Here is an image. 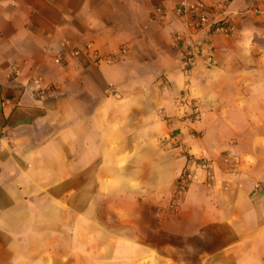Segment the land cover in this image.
<instances>
[{
  "label": "crops",
  "instance_id": "crops-1",
  "mask_svg": "<svg viewBox=\"0 0 264 264\" xmlns=\"http://www.w3.org/2000/svg\"><path fill=\"white\" fill-rule=\"evenodd\" d=\"M183 1L215 0H0V264H86L85 238L106 253L90 264H171L150 236L198 264H264V0H223L235 31L189 73L174 44ZM90 43L127 52L98 64L77 54ZM109 217L125 241L94 222Z\"/></svg>",
  "mask_w": 264,
  "mask_h": 264
},
{
  "label": "built area",
  "instance_id": "built-area-1",
  "mask_svg": "<svg viewBox=\"0 0 264 264\" xmlns=\"http://www.w3.org/2000/svg\"><path fill=\"white\" fill-rule=\"evenodd\" d=\"M175 15L183 24V30L174 35V44L180 52L181 68L185 73H189L197 61L210 66L214 64L215 59V35L229 37L235 31L234 17L238 14L231 10L223 0H215L212 4L206 1L187 2L183 1L174 9ZM156 15L160 22H165L168 18V9L166 6H158ZM1 34V31H0ZM127 49L124 47L118 53H101L92 43L87 44L83 49L77 51L78 55L93 56L96 63L114 64L126 55ZM63 59H56L57 64H62ZM20 68L12 66L10 77L20 76ZM30 89L37 96H45L50 87L44 86L40 79H33L29 83ZM181 101V100H180ZM194 118H200V108L194 109ZM169 143L168 139L164 140ZM199 167L210 170L211 162L206 159L198 162ZM192 171H188L184 177V183L180 186L179 195L187 191V182L194 178Z\"/></svg>",
  "mask_w": 264,
  "mask_h": 264
},
{
  "label": "rangeland",
  "instance_id": "rangeland-1",
  "mask_svg": "<svg viewBox=\"0 0 264 264\" xmlns=\"http://www.w3.org/2000/svg\"><path fill=\"white\" fill-rule=\"evenodd\" d=\"M190 136L195 138V139L197 138V134L195 132L191 133ZM165 139H167L166 136L161 138V140H160L161 141L160 146L163 149H165V151L175 149V148H178L180 146V144H177V143L176 144L175 143L170 144V142L167 143L164 141ZM207 161H209V160H207ZM202 169H204V168H202ZM205 170H207V169H205ZM211 170H212V167L210 168V170H207V171L211 172ZM180 195H182V194H180ZM180 195L178 192V194L176 196L179 197ZM99 214L101 216H103V215H106L107 212L101 208V211ZM94 222H97V224H99L100 227H102L104 230H106L108 233H110L111 237L116 238L117 241H119V240L125 241V240H123L126 238V236H125L126 226L124 224V221H120L119 219H114V218L109 217V219L108 218H102V219L94 221ZM91 224H92V221H87V220L85 221V228L87 231L95 229V226L91 225ZM149 239L150 240H148V243H150V245H153L154 247L158 246L160 248H164V250H165L164 254L166 255V257H165L166 262L173 264V262L170 260V259H172V260H181V261H191L194 264H198L201 261L200 253L188 252L186 250L180 251L181 243L175 239H172L171 237L170 238H166V237L162 238L161 236H150ZM85 244H86V251L84 254H85L86 264H90L89 262H90V259H92V258L98 260V258L101 259L103 256H105L102 254H106V253H99V252L94 253V251L92 250V247L96 244L98 245V242H95L94 244H92V243L88 242V240L85 238ZM125 248H126V246H125L124 242H122V243L118 242V245L111 249L110 254L112 256H114V255L115 256H123L125 253ZM70 258H72V257L70 256ZM213 264H218V263L214 262ZM224 264H236V263H234L233 261H230L229 263H224Z\"/></svg>",
  "mask_w": 264,
  "mask_h": 264
}]
</instances>
